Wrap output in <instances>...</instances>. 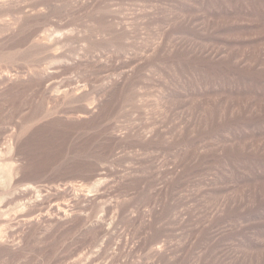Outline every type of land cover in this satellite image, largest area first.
<instances>
[{"label": "rangeland", "instance_id": "rangeland-1", "mask_svg": "<svg viewBox=\"0 0 264 264\" xmlns=\"http://www.w3.org/2000/svg\"><path fill=\"white\" fill-rule=\"evenodd\" d=\"M0 264H264V0H0Z\"/></svg>", "mask_w": 264, "mask_h": 264}]
</instances>
